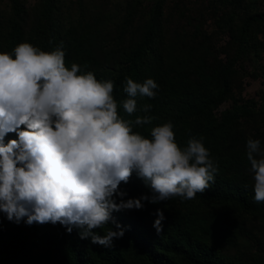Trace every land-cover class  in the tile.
I'll return each mask as SVG.
<instances>
[{
    "label": "clouds",
    "instance_id": "clouds-1",
    "mask_svg": "<svg viewBox=\"0 0 264 264\" xmlns=\"http://www.w3.org/2000/svg\"><path fill=\"white\" fill-rule=\"evenodd\" d=\"M84 67H87L86 65ZM159 85L126 78L123 109L137 111L136 97L154 98ZM114 82L98 80L81 65L65 63L62 47L44 51L21 42L0 52V211L19 224L59 223L81 239L112 247L124 236L113 212L140 210L173 197L191 200L215 181L218 167L203 138L185 147L175 138L171 121L155 126L146 137L134 126L152 123L151 104L134 120L118 114ZM8 133L16 139L5 143ZM246 156L254 173V199L264 201V149L248 138ZM133 173L149 189L128 197L120 188ZM125 197H128L125 199ZM165 219L156 209L159 234ZM108 228L104 235L95 229Z\"/></svg>",
    "mask_w": 264,
    "mask_h": 264
},
{
    "label": "rangeland",
    "instance_id": "rangeland-1",
    "mask_svg": "<svg viewBox=\"0 0 264 264\" xmlns=\"http://www.w3.org/2000/svg\"><path fill=\"white\" fill-rule=\"evenodd\" d=\"M255 14H264V0H0V40L15 18L22 42L37 46L42 31L49 37L66 33L71 45L83 41L80 52L88 53L95 67L111 71L121 66L123 54L136 47L151 24L160 60L149 57L148 62L163 81L214 95L225 74L228 89L210 115L219 122L225 116L230 119L224 135L211 145L232 164L238 160L254 191L246 142L259 139L264 149V17L251 21L245 42L239 40L238 28ZM60 44V39H51L53 48ZM218 210L207 208L204 216L226 236L222 259L252 264L245 251L255 249L253 238L264 251V214L250 216L234 209L226 219L222 216L228 211ZM127 256L131 264H143Z\"/></svg>",
    "mask_w": 264,
    "mask_h": 264
},
{
    "label": "trees",
    "instance_id": "trees-1",
    "mask_svg": "<svg viewBox=\"0 0 264 264\" xmlns=\"http://www.w3.org/2000/svg\"><path fill=\"white\" fill-rule=\"evenodd\" d=\"M262 17L264 14H255L241 21L238 28L240 41L245 42L251 21ZM151 26L149 24V29L136 47L123 54L121 66L111 71L95 67L93 58L86 52H80L83 41L78 39L71 45L64 38L66 33L49 37L42 31L37 47L52 51L55 48L51 45V39H60L59 46L65 52L66 66L70 67L75 62L81 65L82 71H91L98 80L113 81L118 114L124 119L134 120L137 115H145L141 111L142 106L151 104L152 109L147 114L154 117L152 123L134 126L133 131L148 137L151 128L171 121L176 141L181 147H185L192 137H202L218 167L215 181L191 200L173 197L159 204L145 202L140 210L113 212V217L125 232L122 238L114 239L112 247L93 244L90 238L81 239L80 229L75 227L69 233L59 223L28 225L24 222L26 218L17 224L9 221L6 213L0 211V264H131L127 259L129 253L143 264H235L222 259L220 250L226 236L217 225L206 222L204 214L207 208L228 211L222 216L226 219L234 209L250 216L264 214V201H255L249 178L239 168L243 166L238 160L232 164L228 158L212 149L211 144L224 135L230 119L225 116L219 122L210 115L211 108L223 100L228 89L225 74L222 73L220 77L221 90L214 95L174 88L171 81H163L156 68L151 69L148 62L149 57L160 60L153 47ZM21 39L18 20L11 18L5 40H0V52H12L22 42ZM129 77L138 83L152 78L159 85L154 98L136 97L137 111L131 115L125 112L122 105V101L128 98L123 88ZM16 138V133H8L5 143ZM120 188L127 191L128 197L149 192L135 173L127 184L121 183ZM157 208L162 209L165 216L162 222L164 227L159 234L153 227ZM110 227L114 228V225H105L94 231L97 235H104ZM241 234L252 239L246 231ZM252 243L255 249L253 252L245 251V255L252 264H264L263 249L256 239L253 238Z\"/></svg>",
    "mask_w": 264,
    "mask_h": 264
}]
</instances>
